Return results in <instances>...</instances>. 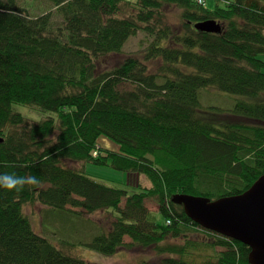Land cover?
I'll return each mask as SVG.
<instances>
[{"label":"trees","instance_id":"16d2710c","mask_svg":"<svg viewBox=\"0 0 264 264\" xmlns=\"http://www.w3.org/2000/svg\"><path fill=\"white\" fill-rule=\"evenodd\" d=\"M50 1L59 23L50 10L31 17L0 0V175L39 181L0 188V264H96L65 253L70 240L60 248L37 234L22 209L29 203L115 212L107 230L77 242L105 255L140 246L162 255L158 264H249L247 245L203 229L172 196L239 195L264 174V0ZM206 20L220 32L194 28ZM138 33L137 50L107 68ZM208 87L241 99L227 113L203 108ZM14 104L52 115L31 120ZM100 136L118 150L98 148ZM86 163L145 175L150 186L128 194L92 179ZM201 245L222 249L196 261Z\"/></svg>","mask_w":264,"mask_h":264},{"label":"rangeland","instance_id":"374dc122","mask_svg":"<svg viewBox=\"0 0 264 264\" xmlns=\"http://www.w3.org/2000/svg\"><path fill=\"white\" fill-rule=\"evenodd\" d=\"M16 2L19 6L26 8L31 17L48 13L50 10L51 18L54 23H59V18L56 16L55 8L52 6L53 3L50 0H16ZM205 5L210 8L213 7L214 0H205ZM178 13V9L176 8H172L171 11H168V21L171 23L178 22ZM142 38V33L132 36L127 41L122 53L106 58L104 61L107 68L118 64L123 58H125L127 53L137 50L139 41ZM259 59L264 61V52L259 55ZM199 99L203 108L215 107L227 113L228 110L232 109L235 102L241 99V97L239 95L224 93L213 87H208L199 90ZM13 108L31 120H40L45 116L52 115L49 111H44L38 107H31L29 105L14 104ZM97 142L98 148L118 150V144L106 136H100ZM93 155H98V151L94 152ZM68 164L74 166L77 170H82L83 168V163L80 162L68 161ZM84 171L88 176L98 182L112 187L124 188L128 194L140 191L139 185L146 187L150 186V181L145 175L120 171L111 166L86 163ZM124 202L125 197L121 202V206L124 205ZM145 205L151 211L158 210L157 205L151 199L147 198L145 200ZM22 209L24 214L28 217L33 230L37 234L48 238L60 248L61 243L59 241L61 239H67L70 240V243H74L71 247L67 246L61 248L65 253L72 256L80 257L95 262L96 264H141L143 260L153 261L155 264H158L159 260L162 258V255L156 253L155 249L152 247H121L114 254L105 255L85 248L77 243L79 239L87 240L92 236L97 235L99 230H107L111 221L114 219L115 212L113 213L112 210H110L111 212L97 211L88 213L82 208L76 207L74 209L78 211L77 214L61 213L59 210H53L40 203L25 204ZM83 219L90 224H86ZM196 237L200 240H207L206 238L208 236H206V234H197ZM124 240L125 242L131 241L127 236H125ZM173 242L180 241L173 240ZM221 249L222 248L219 246L213 250L211 247L201 245L200 251L195 252L194 254V260L201 261L208 253L216 252ZM165 255L166 254L163 256Z\"/></svg>","mask_w":264,"mask_h":264},{"label":"water","instance_id":"95a60500","mask_svg":"<svg viewBox=\"0 0 264 264\" xmlns=\"http://www.w3.org/2000/svg\"><path fill=\"white\" fill-rule=\"evenodd\" d=\"M194 28L218 33L221 26L206 20L194 23ZM172 201L182 205L185 214L203 229L247 245L249 264H264V174L239 195L211 200L179 193Z\"/></svg>","mask_w":264,"mask_h":264},{"label":"clouds","instance_id":"9594fccd","mask_svg":"<svg viewBox=\"0 0 264 264\" xmlns=\"http://www.w3.org/2000/svg\"><path fill=\"white\" fill-rule=\"evenodd\" d=\"M39 181L35 176H16L14 174H2L0 175V188L8 191L16 190L20 191L25 186H36Z\"/></svg>","mask_w":264,"mask_h":264},{"label":"built area","instance_id":"2783aa9c","mask_svg":"<svg viewBox=\"0 0 264 264\" xmlns=\"http://www.w3.org/2000/svg\"><path fill=\"white\" fill-rule=\"evenodd\" d=\"M200 2V0H198ZM96 154V153H95Z\"/></svg>","mask_w":264,"mask_h":264}]
</instances>
